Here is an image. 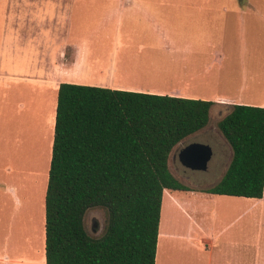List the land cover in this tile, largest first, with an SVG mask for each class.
<instances>
[{
    "label": "rangeland",
    "instance_id": "1",
    "mask_svg": "<svg viewBox=\"0 0 264 264\" xmlns=\"http://www.w3.org/2000/svg\"><path fill=\"white\" fill-rule=\"evenodd\" d=\"M82 41L90 56L106 64L113 60L116 79L126 69L142 86L164 93L178 87L199 100L264 104V0H0V264L44 262L57 88L28 77L40 59L69 64ZM183 79L184 85L178 84ZM226 109L215 106L208 125L180 142L168 160L170 173L189 189L171 193L195 205L198 229L208 207L203 201L212 197L205 191L219 182L232 155L217 128ZM190 143L211 147L205 172L178 162L179 150ZM106 223L103 208L85 214L84 227L93 238L102 236ZM194 233L190 236L197 239L196 228ZM224 239H230L231 249L161 237L156 258L161 246V264H264V200L234 221L219 241Z\"/></svg>",
    "mask_w": 264,
    "mask_h": 264
},
{
    "label": "trees",
    "instance_id": "2",
    "mask_svg": "<svg viewBox=\"0 0 264 264\" xmlns=\"http://www.w3.org/2000/svg\"><path fill=\"white\" fill-rule=\"evenodd\" d=\"M218 105L227 108L217 128L232 155L205 192L260 200L264 107L59 84L44 198L45 264H155L164 192L189 191L170 173V153L204 129ZM95 208L107 212L98 238L84 227Z\"/></svg>",
    "mask_w": 264,
    "mask_h": 264
},
{
    "label": "crops",
    "instance_id": "3",
    "mask_svg": "<svg viewBox=\"0 0 264 264\" xmlns=\"http://www.w3.org/2000/svg\"><path fill=\"white\" fill-rule=\"evenodd\" d=\"M149 19L152 20V22H154L155 20V18L151 14ZM159 29L160 28H158V30ZM169 44H164L162 46L170 54L176 53L175 51H173V48ZM151 62L152 59L148 58L146 62L147 68H149ZM35 68H37V72H35L33 70V67L30 66V69L33 71V76H30L28 78L31 80L38 78L37 82H31H35L45 87L58 88V85L61 83H70L82 86H96L113 90L135 91L149 94L163 95L166 93L167 95L173 97L196 99L193 94L188 93L189 91H185L182 88L178 87H172L168 90V92L164 93L160 90H155L154 88L142 86L136 78L131 77V74L133 73L126 69H124V72L122 73L120 78L116 79V69L114 67L113 60L112 62L109 61V63L106 64L101 62L96 54L90 56V53L87 50L84 41L76 44L75 54L71 58L69 64L63 65L62 62H57L56 60L49 57V59H40L38 61V66ZM182 69L186 70V66H182ZM199 69L200 67H196L195 69V76L198 77L196 78V80H199L201 78ZM174 78L177 79L178 77L174 76ZM184 81L185 79L178 82V84L183 83ZM143 85H145V83ZM215 102L220 104H234L229 102L228 99L224 98H218V100ZM244 105L264 107V104ZM167 192L169 191L164 192L162 198L158 241L161 238V235H164L163 231L161 230V216L163 215L164 205L166 202L168 208L172 211V216H175V219L172 220V227L167 232L168 240H192L194 242L201 243V245H204L206 249H214V246L216 244V247L219 246L217 247V249H231V247L229 246L230 239H224L221 242L219 241L221 238V234L228 231L234 221L244 215L248 211V209L253 207L256 203L263 202L264 200L263 196L262 199L255 200L242 197L211 195L212 197L210 199L203 201L204 203L208 204V207L205 206V213L201 214H205V219L202 218L200 220V222L198 223L200 229H198L196 227L197 222H195L192 216L196 214L195 205L189 204L188 197L183 194L176 195L175 193ZM249 202H251L250 206H243L244 204ZM210 205H212L213 207H210ZM239 206H241L242 210L239 215H237L236 217L234 216L235 218H233L234 211L236 210V213H238ZM195 228L199 231L200 234L197 239H194L190 236L193 234L196 235V233H194ZM155 259L156 261L158 260V255ZM40 264H45V260L44 262H40Z\"/></svg>",
    "mask_w": 264,
    "mask_h": 264
},
{
    "label": "water",
    "instance_id": "4",
    "mask_svg": "<svg viewBox=\"0 0 264 264\" xmlns=\"http://www.w3.org/2000/svg\"><path fill=\"white\" fill-rule=\"evenodd\" d=\"M213 152L209 145L190 143L181 148L177 154L180 165L190 171L205 172Z\"/></svg>",
    "mask_w": 264,
    "mask_h": 264
},
{
    "label": "bare ground",
    "instance_id": "5",
    "mask_svg": "<svg viewBox=\"0 0 264 264\" xmlns=\"http://www.w3.org/2000/svg\"><path fill=\"white\" fill-rule=\"evenodd\" d=\"M102 65V64H101ZM13 116V114H12ZM13 119V117H12ZM11 124V123H10ZM8 127V126H7ZM18 127V126H17ZM19 128V127H18ZM17 130V129H16ZM7 132V131H6ZM12 132V130H11ZM17 132V131H15ZM39 132V131H38ZM34 133V132H33ZM45 135V134H44ZM7 136V135H6ZM17 136V135H16ZM39 136V135H38ZM48 138V137H47ZM14 140V139H13ZM22 142V141H21ZM17 144V143H16ZM25 148V146H24ZM21 149V147H20ZM29 149V148H28ZM24 150V149H23ZM20 151V150H19ZM45 153V152H44ZM34 155V154H33ZM36 157V156H35ZM29 160V159H28ZM31 160V159H30ZM44 160V159H43ZM42 160V161H43ZM27 161V160H26ZM35 162V161H34ZM22 163V161H21ZM26 169V167H25ZM24 172V171H23ZM28 172V171H27ZM42 176V175H40ZM44 176V175H43ZM34 178V177H33ZM170 193V192H167ZM172 220H173V216H172V211L168 208L167 203L165 202L164 205V211H163V215L161 216V223H162V231L164 233V235L161 237L164 239V241H168V236H167V232L170 230V228L172 227ZM175 247V246H174ZM167 249V248H166ZM174 249V248H173ZM164 255L163 249L161 248V246L159 247V253H158V264H161V257Z\"/></svg>",
    "mask_w": 264,
    "mask_h": 264
}]
</instances>
